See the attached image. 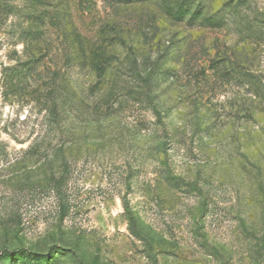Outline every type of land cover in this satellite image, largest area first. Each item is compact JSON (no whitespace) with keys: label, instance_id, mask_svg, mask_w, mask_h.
Returning <instances> with one entry per match:
<instances>
[{"label":"rangeland","instance_id":"rangeland-1","mask_svg":"<svg viewBox=\"0 0 264 264\" xmlns=\"http://www.w3.org/2000/svg\"><path fill=\"white\" fill-rule=\"evenodd\" d=\"M163 1L0 0V264H264V0Z\"/></svg>","mask_w":264,"mask_h":264},{"label":"trees","instance_id":"trees-1","mask_svg":"<svg viewBox=\"0 0 264 264\" xmlns=\"http://www.w3.org/2000/svg\"><path fill=\"white\" fill-rule=\"evenodd\" d=\"M125 1H133V0H125ZM235 1L236 5L235 6H241L244 5L246 0H233ZM164 2V9L166 13L168 14L171 19L176 20V21H183L186 16H189L191 22H202L207 26H210L212 28H218L223 24V17L219 16H206V13L204 11L205 7L202 3H199L197 7H195L193 10H191L190 3L187 1H182L176 4H170L167 1ZM97 68L99 69H105V66L102 65L101 63H96ZM247 77V76H246ZM252 84H254L257 88L262 87V82L260 80L252 79ZM65 177L66 174L62 173L59 179H56L53 184L52 188L53 190H56V193L59 195L60 198L64 199V191H63V186L65 184ZM168 182L169 184L180 190H193L194 186L184 182V180L174 177V176H168ZM64 205L65 203H62V209L64 210ZM124 210L125 213L127 214L128 222L130 224V227L132 228L133 226H136L135 218L134 216L130 213L129 207L127 203H124ZM26 252H22L21 254H25ZM43 260V258L39 256H35L32 259L33 264H39L37 261Z\"/></svg>","mask_w":264,"mask_h":264}]
</instances>
